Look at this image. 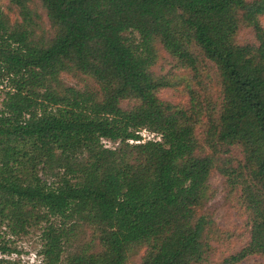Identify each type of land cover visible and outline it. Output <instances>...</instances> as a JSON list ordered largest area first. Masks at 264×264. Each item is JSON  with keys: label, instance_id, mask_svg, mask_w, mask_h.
Masks as SVG:
<instances>
[{"label": "trees", "instance_id": "1", "mask_svg": "<svg viewBox=\"0 0 264 264\" xmlns=\"http://www.w3.org/2000/svg\"><path fill=\"white\" fill-rule=\"evenodd\" d=\"M38 1L46 37L30 0H9L20 22L0 8V228L38 229V264H126L138 248L139 264H204L215 169L247 212L248 240L229 259L264 256V0ZM242 28L253 41L239 42ZM158 45L193 78L201 58L212 64L217 112L205 91L188 89L185 106L158 96L178 84L153 71ZM64 72L91 84L66 85ZM143 128L159 138L141 141ZM230 146L236 163L218 155ZM8 242L0 233L1 252Z\"/></svg>", "mask_w": 264, "mask_h": 264}, {"label": "rangeland", "instance_id": "2", "mask_svg": "<svg viewBox=\"0 0 264 264\" xmlns=\"http://www.w3.org/2000/svg\"><path fill=\"white\" fill-rule=\"evenodd\" d=\"M0 8L8 19L20 22L22 16L19 7L10 3L9 0H0ZM29 9L31 18L36 23L34 27L35 37H46L50 31L47 17L44 9L38 0H30ZM260 22L264 26V15L260 17ZM237 39L241 43L253 41V34L249 28H242L238 32ZM156 63L153 65V71L158 75L171 76L170 79L178 81L177 85L166 87L160 90L158 96L177 106H185L188 103V89L196 91V97L199 98L204 91L210 97L211 102L218 110L220 103V90L218 77L212 64L201 58L198 62V71L196 77L190 70L181 69L177 66L176 60L165 52L159 45ZM61 81L66 85H71L79 89L91 84L89 77L82 75H74L70 73H62ZM200 81L199 84L197 81ZM5 82L0 84V107L4 97ZM199 94V95H198ZM129 102L123 101L122 107L129 106ZM197 136L201 139V129H198ZM141 141L147 139H158L159 135L150 132L147 129L140 130ZM103 143L107 146L115 145L109 140L103 139ZM239 146H230L225 153L218 152L221 161L227 160L230 163H236L241 159L242 153ZM205 150L209 153L212 151L207 147ZM209 191L205 204L200 211H204L212 220L211 234L209 237L210 252L208 260L204 264H264V256L259 254H249L238 260L229 259V256L236 254L246 244L249 232L247 225V212L242 205L238 188L230 189L219 172L212 170L209 177ZM0 233L4 235V239H9L8 245L14 249L11 253H3L0 251V258L15 262V264H38L42 258L38 254L40 249L39 230L29 228L27 233L17 236L10 235L5 231V227L0 228ZM92 238L90 229H86V233L81 239L80 244H85ZM90 243V242H89ZM78 242L73 243L71 250L76 249ZM144 253V248H138L128 258L126 264H139Z\"/></svg>", "mask_w": 264, "mask_h": 264}]
</instances>
